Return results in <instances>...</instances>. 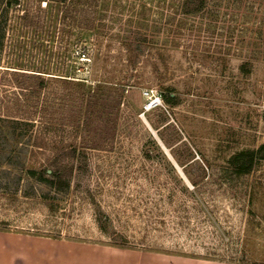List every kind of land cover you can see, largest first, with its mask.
<instances>
[{"label":"rangeland","instance_id":"rangeland-1","mask_svg":"<svg viewBox=\"0 0 264 264\" xmlns=\"http://www.w3.org/2000/svg\"><path fill=\"white\" fill-rule=\"evenodd\" d=\"M183 1L25 0L8 12L2 69L101 86L104 100L86 112L89 129L77 142L88 173L68 195L56 197L0 160V234L56 244L51 264H107L104 250L118 248L96 224L95 199L127 250L264 264V163L243 179L220 178L232 155L264 143V0H209L193 16L182 14ZM144 41L133 66L128 45ZM244 63L253 66L249 76ZM168 91L178 106L164 104ZM6 118L0 154L16 149L32 162L33 130ZM200 167L211 177L201 178ZM44 193L56 197L55 212Z\"/></svg>","mask_w":264,"mask_h":264},{"label":"trees","instance_id":"trees-1","mask_svg":"<svg viewBox=\"0 0 264 264\" xmlns=\"http://www.w3.org/2000/svg\"><path fill=\"white\" fill-rule=\"evenodd\" d=\"M24 1L0 0V51L6 38L8 12L13 8H21ZM33 1L41 5L51 0ZM208 2L209 0H184L181 4L182 14H203L207 10ZM128 47L136 53L133 59L129 60L131 65L136 66L145 54L148 42H132ZM252 67V64L244 63L241 69L249 76ZM101 88L99 86L91 91L83 82L75 83L67 79L45 77L41 73L2 69L0 66V116L7 117L6 121H14L17 125L21 123L27 128V132L33 130L26 138V147L29 145L32 148L30 155L33 161H26V152L16 149L7 154H0V160L10 168L20 165L25 179L45 187L56 197L68 195L73 181L88 173V154L85 147H81L77 141L79 136L82 137L89 129L86 112L91 109L94 113L99 101L104 100V96L99 94ZM161 98L169 108H174L180 103L179 96L172 91L162 94ZM115 100L116 109L120 108L122 97L119 96ZM104 113L113 114L103 111L100 115ZM30 163L32 164L29 165ZM262 163L264 143L256 150H243L232 155L227 166L221 170L220 178L243 179L258 170ZM197 172L201 178L211 177L209 167H200ZM185 175L192 182L194 189H197L199 183L191 180L192 172L185 171ZM49 193L42 194L41 200L47 203L49 211L55 212L58 208L56 197L52 199ZM91 204L94 206L95 221L99 230L114 240L110 246L123 250L132 249L129 247V240L115 230L101 205L95 199L91 200ZM204 260L211 261V258ZM237 264H245L244 259Z\"/></svg>","mask_w":264,"mask_h":264},{"label":"crops","instance_id":"crops-1","mask_svg":"<svg viewBox=\"0 0 264 264\" xmlns=\"http://www.w3.org/2000/svg\"><path fill=\"white\" fill-rule=\"evenodd\" d=\"M46 244L43 241L31 242L19 240L10 234H0V264H51L49 254L52 252L53 245L56 244L48 245L50 246L48 248L44 247V245L47 246ZM104 251L110 256L107 264H220L123 249Z\"/></svg>","mask_w":264,"mask_h":264},{"label":"built area","instance_id":"built-area-1","mask_svg":"<svg viewBox=\"0 0 264 264\" xmlns=\"http://www.w3.org/2000/svg\"><path fill=\"white\" fill-rule=\"evenodd\" d=\"M147 96H148V94H147ZM157 103H158V104H160V101H158ZM157 103H156V102H154V103L152 104V106H156V105H157Z\"/></svg>","mask_w":264,"mask_h":264}]
</instances>
